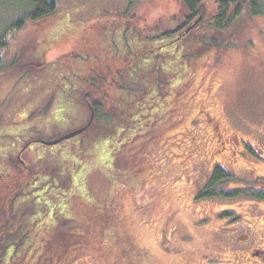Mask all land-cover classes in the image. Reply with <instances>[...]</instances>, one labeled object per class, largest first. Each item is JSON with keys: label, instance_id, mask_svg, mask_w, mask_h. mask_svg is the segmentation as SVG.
<instances>
[{"label": "rangeland", "instance_id": "obj_1", "mask_svg": "<svg viewBox=\"0 0 264 264\" xmlns=\"http://www.w3.org/2000/svg\"><path fill=\"white\" fill-rule=\"evenodd\" d=\"M216 1L176 41L180 0H55L36 21L0 0V241L22 224L2 264H264L237 245L264 248V162L242 153L264 151V14L219 33ZM95 97L85 133L39 142L83 128ZM216 164L230 177L214 192L238 196L200 197Z\"/></svg>", "mask_w": 264, "mask_h": 264}, {"label": "trees", "instance_id": "obj_2", "mask_svg": "<svg viewBox=\"0 0 264 264\" xmlns=\"http://www.w3.org/2000/svg\"><path fill=\"white\" fill-rule=\"evenodd\" d=\"M20 1L24 5H26L27 10L29 11L28 13L24 15L23 18L28 19L30 21L39 20L42 17L54 12L56 9L55 0H20ZM208 1L209 0H180L187 14L184 19L185 21L184 24L177 29V32L182 34L189 27L193 26L191 28V31H192L198 26H201L203 22H205L204 11H203L202 6ZM216 3H217V14L213 18L209 27L219 33L224 31L226 28H228L231 23H234L238 20V18L242 15L245 6H248L251 16L264 14V11L260 4V0H217ZM22 23H23L22 20H20V22H17L16 24L11 25V26L13 29H19ZM189 33H185L183 37L187 36ZM171 34H172L171 32L162 33V35H167V36ZM7 35H9V30L5 31L0 37V73H2L3 70H5V67L2 66V60H3L2 52L7 45V41H6ZM208 41H209V38L207 36H203V43L204 45H206L207 48L216 45L212 43V42H215L213 39L211 41V44L205 43ZM161 70L164 73L166 72L162 64H161V68L159 69V71L161 72ZM93 81L95 80L93 79ZM89 86L91 87V89L93 88V91H94L95 86H94V83L91 82V80L89 81ZM125 102H126L125 103L126 105V104H129L130 101L125 97ZM86 106L90 112L93 111V122L95 120H99L102 118L101 111L104 108L102 100L100 102V100H98V97H95L93 99L89 98L88 100H86ZM127 113L128 112L126 110L125 118L127 116ZM103 120H104L103 128L106 130L113 131L115 128L118 127L112 124L113 121L110 115H105V116L103 115ZM229 177L230 175L225 170L219 167H216L211 176V179L209 180V182H207L206 189L203 191L200 197L207 198V197H213V196H222V197L227 198V197L238 196L240 192H233L232 194H224V193L218 194L214 192L215 186H217L220 181L226 178H229ZM15 220L16 222H18L17 218H15ZM15 225H17L18 228L17 229L13 228L14 229L13 231H7L8 232L7 236L3 237L2 240L0 241V264H2L1 262L5 260L6 258H8L9 255L11 254V253H7L6 251L7 248L10 246L7 238H9L10 236L18 235L19 229L22 226L21 222H19L18 224L15 223Z\"/></svg>", "mask_w": 264, "mask_h": 264}, {"label": "flooded vegetation", "instance_id": "obj_3", "mask_svg": "<svg viewBox=\"0 0 264 264\" xmlns=\"http://www.w3.org/2000/svg\"><path fill=\"white\" fill-rule=\"evenodd\" d=\"M130 6H131V2L129 3V1H127L126 2V10H128L129 8H130ZM56 10V9H55ZM55 13V11L54 12H52V13H50V14H48V15H46V16H50V15H53ZM185 33H187L186 31L184 32V33H182V34H180V33H178V35L174 38V40H181L182 38H183V36L185 35ZM210 120V124H211V126H213L214 125V129H215V132H216V134L219 136L218 138L219 139H221V135L219 134V132H218V130H219V125L218 124H216V123H213L212 122V119H209ZM234 140H236V138L234 137V139H233V141ZM263 140H264V135H263ZM218 142V141H217ZM224 143V142H223ZM218 144L220 145L221 144V141H219L218 142ZM236 145H237V143H235ZM27 145V144H26ZM261 147L263 146L262 145V142H261V144H259ZM224 146H222L221 147V149L223 148ZM243 155H244V152L246 153L247 151L249 152V153H251L252 154V156H256V157H258L259 158V160L260 161H262V162H264V158H262L261 157V155H263L264 154V151L262 150V149H259L258 147H257V145L256 144H249V145H245V144H243ZM27 148V147H26ZM26 148L25 149H22L20 152H19V154H17V156H18V159L19 160H21V156H22V154L25 152V150H26ZM220 149V150H221ZM22 165H23V162L21 163ZM24 166V165H23ZM216 167H219V168H221V169H223V167L220 165V164H216L215 165V168ZM224 170V169H223ZM8 175V173H1L0 172V181L5 177V176H7ZM255 179L254 180H259L258 182H260V180L261 181H263V183H262V187H261V190H263L264 191V176H260V175H256V176H253ZM257 182V181H256ZM254 190V189H253ZM256 196L255 197H253L252 199H254L255 201L257 200H264V193H258V194H255ZM238 238V241H237V245L239 244V245H241L242 247V249L241 248H239V249H241V250H245L246 252V254H244V256H242V258L244 257V258H246V259H259V258H261V257H263V255H264V248H254V247H250V245H248V246H246V245H244V244H246V242H247V244H250V242H249V236L248 235H245L244 237H241L240 235L237 237ZM232 244H233V238H232ZM234 245V244H233ZM235 247V246H234ZM237 248V247H236ZM242 255V254H241Z\"/></svg>", "mask_w": 264, "mask_h": 264}, {"label": "water", "instance_id": "obj_4", "mask_svg": "<svg viewBox=\"0 0 264 264\" xmlns=\"http://www.w3.org/2000/svg\"><path fill=\"white\" fill-rule=\"evenodd\" d=\"M192 27L188 28L186 32H188ZM92 121H93V111H91L88 123L83 128H81L79 130H76L74 132H71V133H69V134H67V135H65V136H63V137H61L59 139L53 140V141H49V142L39 141V142H41V143H43L45 145H48V146H52V145H56L58 143H61L63 141L69 140L71 138H74V137L84 133L90 127ZM28 145L29 144H27L23 149H25Z\"/></svg>", "mask_w": 264, "mask_h": 264}]
</instances>
